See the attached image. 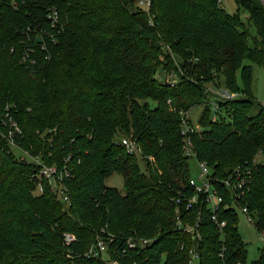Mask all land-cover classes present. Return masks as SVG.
Masks as SVG:
<instances>
[{
    "label": "trees",
    "instance_id": "16d2710c",
    "mask_svg": "<svg viewBox=\"0 0 264 264\" xmlns=\"http://www.w3.org/2000/svg\"><path fill=\"white\" fill-rule=\"evenodd\" d=\"M235 2L229 14L220 0H151L149 9L138 0H0V264H188L191 249L198 264H264V248L248 259L227 190L222 230L207 204L181 208L184 222L200 216V239L178 228L173 201L191 193L182 113L202 105L196 158L219 177L250 171L237 203L264 229V164L254 162L264 156V105L246 63L264 68V0ZM169 72L174 85L158 77ZM205 84L237 95L209 104ZM122 137L142 155H128ZM8 140L40 164L16 158ZM41 165L69 173L66 204L39 178ZM115 172L125 193L105 184Z\"/></svg>",
    "mask_w": 264,
    "mask_h": 264
},
{
    "label": "built area",
    "instance_id": "2783aa9c",
    "mask_svg": "<svg viewBox=\"0 0 264 264\" xmlns=\"http://www.w3.org/2000/svg\"><path fill=\"white\" fill-rule=\"evenodd\" d=\"M138 4L145 9H149L151 5V0H138ZM170 85H174L175 81H167ZM237 94L229 93L226 90L222 93L224 99H232L236 97ZM190 117L189 112L182 113V130L181 134L184 137V155L191 162H195L197 168V178H193L192 175L188 180V187L191 189V193L186 191H180L179 195L173 198L176 204V222L177 226L183 232L194 235L196 238L200 239L201 234L199 232L200 227V216L197 217L194 223L184 222L185 218L181 217V208L186 210H192L198 203L207 204L208 208L211 210V220L217 225V227L222 230L226 226V220H219L217 212L220 210L222 204H224L225 196L223 191L227 190L230 194L231 206L239 215V211L245 216V220L248 224H253L255 227L254 217L249 213L246 206H240L237 201L244 197L245 193L248 191V185L250 183V171H244L242 167L236 168L234 171L226 176L219 177L215 175L213 168L206 161H201L196 158L194 151V145L191 140V134L199 131L198 126L189 123ZM14 129L16 128L15 125ZM16 130V129H15ZM17 131V130H16ZM119 144L124 147L126 153L130 156H141L142 149L135 139L130 137H122ZM151 165H154V158L148 157ZM40 164V161H35ZM255 162V160H254ZM68 177L69 173L65 168L59 170L55 165L44 166L41 165L39 171V178L44 179L48 182L50 190L57 195L60 194L62 201H67L65 187L62 185V177ZM53 183V185H52ZM58 186V188L56 187ZM58 189V191L54 190ZM36 192H42L41 183L36 186ZM257 228V227H256ZM259 237L264 242V229H258ZM73 237L69 235H64V241L69 243ZM97 250L96 255L101 254L106 251L107 246L102 242L98 241L96 243ZM131 247L134 244H130ZM225 248L220 252V257H223ZM98 253V254H97ZM199 254L196 250L191 249L189 251L188 264H198ZM115 264V263H113Z\"/></svg>",
    "mask_w": 264,
    "mask_h": 264
},
{
    "label": "rangeland",
    "instance_id": "374dc122",
    "mask_svg": "<svg viewBox=\"0 0 264 264\" xmlns=\"http://www.w3.org/2000/svg\"><path fill=\"white\" fill-rule=\"evenodd\" d=\"M220 1H221L223 8L229 14L237 13L238 6L235 0H220ZM240 16L242 20L246 21L248 14L246 11L241 10ZM41 38L42 36L37 35L38 41H40ZM246 63L251 64L252 69H253L252 92H253L254 99L257 103L264 105V68L252 62L246 61ZM175 65L177 69H180L179 64L177 62H175ZM158 77L161 78L162 80L165 79L166 81L177 80V76L173 72H169L167 74L160 73ZM237 82L239 85H241L239 75H237ZM204 87H205V94H206L205 99L207 102H210L209 104L215 103L216 100H220L223 98L222 93L225 91V87H223V85L205 84ZM215 109H216V105L210 106L213 119L215 118L214 115H216ZM202 111H203L202 105H197L189 111V117L191 121L193 122L194 125L198 126L199 130H201V128L199 126L198 120H199V117ZM218 112L221 115L226 116L225 109L221 108L219 109ZM8 147L10 148V151L16 156V158L20 160L27 161V162L30 161L33 163H36L35 161L37 160L39 161V156H30L28 153L21 151L17 147V145H15L14 143H11V141L9 140H8ZM138 161H139L142 171L145 172L146 171L145 163L142 161L140 157H138ZM255 162L264 164V156H262L261 154L258 155L255 158ZM191 167H192V177L197 178L198 172H197L195 162L193 160H191ZM105 184L109 187L118 189L122 193H125L124 179L122 175L117 172L113 173L110 177H108L105 180ZM56 187L58 188V186ZM54 190L58 191V189H54ZM35 193L37 194L36 189H35ZM53 194L57 198H61L60 194L58 195L56 193H53ZM63 202L66 204V201H63ZM239 220L240 221H239L238 229H239L241 236L243 237V240L247 244L248 259L249 260L257 259L260 256L261 251L264 248V242L260 239L257 228L253 224H248L245 220V216L240 211H239ZM101 254L103 255L104 259L108 260V255L106 251H103Z\"/></svg>",
    "mask_w": 264,
    "mask_h": 264
}]
</instances>
